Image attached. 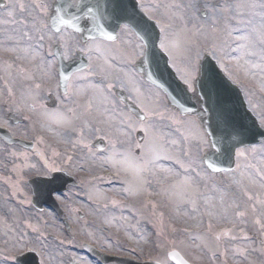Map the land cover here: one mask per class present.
<instances>
[{
	"label": "rangeland",
	"instance_id": "1",
	"mask_svg": "<svg viewBox=\"0 0 264 264\" xmlns=\"http://www.w3.org/2000/svg\"><path fill=\"white\" fill-rule=\"evenodd\" d=\"M7 1L5 7L10 2L17 5L24 3L29 5V11L40 15L38 9L31 7L32 0ZM138 1L140 5L143 3L146 6L145 10H151L156 4L161 3V0ZM36 2H41V0H36ZM43 2L51 3L52 0H43ZM0 9V19H3L6 13L4 8ZM25 16L27 12L24 16L17 12L15 18L23 20ZM248 16L247 9L243 10L241 18L247 19ZM226 23L229 27L243 28L242 24L236 25L235 19L227 21L221 19L215 26V31L211 26L205 27L203 33L194 38L195 44L186 54L195 60L197 52H199L198 59H200L203 53L210 51L214 44L217 48L223 47L224 43L221 39L223 31L228 30L225 27ZM176 26L179 27V21L176 22ZM23 30L27 29L20 24L0 23V44L6 45L4 49H0V66H3L5 62L12 64L11 75L0 71V126L8 129L14 137L32 141L36 150L43 155V160L40 155L33 153V149L27 150L29 153L27 160L23 157L12 156L10 153H19L24 149L15 145H7L0 140V221L2 222L0 224V264H17L14 259L22 254L20 250L24 249L34 251L40 264H69L72 259L79 264H99L82 250V242L93 244L106 253L119 254L136 261L155 260L159 264H173L167 257V252L170 250H177L189 264H264V235H261L260 225L252 223L253 220L259 219L261 224H264V215H261L264 212V204H256L255 213L249 209L248 216L245 218L247 223L239 225L249 236L248 240H244L238 229L233 228L231 222L203 215L201 211L191 213L188 205L179 203L180 199L185 196V189L181 184L184 173L180 165L176 163V159L179 157L185 166L190 162V158L184 157L179 148L169 147L166 153H160L162 156L170 157L168 159L152 157L155 163L149 166L150 171L137 173L134 168L125 170L116 163L123 159V156L117 153L125 150L130 151L132 157H140L146 151L145 145L149 140L145 126L136 119L132 118L130 121L131 127L120 123L121 120H128V113L117 99L116 89L124 90L128 97L133 98L137 103V98L131 89L138 88L144 96H151L157 112L161 115L168 116L170 113H177L165 104V99L159 90L145 83L134 72L131 64L140 54L138 50L135 53L132 52L134 43L131 38L120 37L114 45L104 42L102 47L108 46L106 48L107 64L97 52H85L87 56L89 54L92 56V71L97 74L89 77L88 81H77L76 83L95 84L101 91L89 88L81 95L73 97L76 101L73 104L71 100L65 101L62 98L63 95L57 87V64L46 55L49 47L53 45L52 41L56 38L46 36L43 47L39 50L45 62L54 65L49 69L50 77L44 78L41 71L43 64H40L39 60H33L32 53L26 55L21 51L28 43L36 46V41L20 40L19 44L15 43L19 39V33ZM237 34L233 33L234 36ZM64 36L69 39V42L77 39L67 30H64ZM125 39L128 40L127 44L123 42ZM99 41L92 43L93 49ZM12 47H15V52L8 50ZM167 55L170 64L182 78L184 61L181 54H175V62H173V55L168 53ZM220 55L222 53L218 51L217 56ZM230 55L234 57L236 54ZM112 56H115L114 60L111 59ZM215 59L217 60V57ZM223 65L228 76L232 77L234 82L241 87L248 106L259 119L260 114H264V90H262L264 89V72L259 68L250 69L247 66L241 68L234 59L230 60L228 55L223 56ZM101 68L103 72L100 71ZM26 77H31V79H26ZM248 80L251 83H248ZM35 84H40V88L35 89ZM109 85L111 87H108ZM25 88L34 90L33 95L44 105L47 113L41 109L36 111L26 109L25 103L33 102L31 100L21 101V93ZM9 89L12 95H9ZM50 98L54 100L52 107L48 106ZM89 103L93 105L94 116H99L100 112L107 109L100 119L109 118L113 124L111 129H108L106 125L95 124V127L104 130L100 133L105 135L106 142V147L102 151L94 148L92 143L96 138L88 131L85 132V136L90 148L78 145L73 149L71 144L57 135L58 132H62L61 128L53 124V130L49 131L47 127L52 120L60 118L55 115L57 110L65 117L71 118L72 113L66 111L68 107H73L79 114L85 111ZM10 115L21 118L23 122L14 124L9 119ZM181 120L193 119L181 116ZM148 123L162 125L166 121L159 122L156 117H149ZM175 127H179L180 131L176 132ZM175 127L171 130H164L170 132L171 138L179 140L186 126L180 124ZM138 130L143 131L145 135L141 143H137L135 139V133ZM37 138L43 143H39ZM109 138L116 143L115 152L109 144ZM197 139L193 132L190 144L186 147H190L196 164H200V157L208 148V144H201L197 148ZM120 141L124 143L121 144ZM137 144L141 147L136 148ZM137 149H139L138 154H136ZM245 149L249 151L236 159V165H240V170H243L245 175H254L256 169L264 173V166L261 165L264 163V141L257 146ZM69 157L71 160L68 159ZM45 162L49 165L55 164L61 170L72 174L78 181L77 187L70 188L58 197L71 225L69 232L63 228L54 213L46 209L38 212L29 201L31 191L27 186L28 178L48 176L51 173L44 169ZM31 164L36 167L27 166ZM246 165L254 167L245 168ZM204 168L203 166L197 169L200 175L208 180L207 188H202L201 191L205 196L215 197L218 193L213 189L230 184L232 176L225 173L213 175L208 171V175H205ZM236 175H239V170ZM138 176L146 183L141 184ZM244 184L247 186V180ZM254 188H250L253 195L256 194L252 190ZM233 192L243 199L233 186V190L226 197L228 203L234 200ZM260 199L264 200V196ZM200 206L204 207L202 199ZM78 211L84 215L83 219L77 217ZM191 215H195L196 219H191ZM209 222H211V228H209ZM229 229H231L229 235H223L221 230ZM213 233L220 234L221 247L219 250L215 247ZM232 235H236L237 238L231 239ZM195 236L201 237V240H194ZM202 242L209 243L210 249H205ZM197 243H201L202 246L197 248ZM221 252L224 254L221 255Z\"/></svg>",
	"mask_w": 264,
	"mask_h": 264
},
{
	"label": "snow or ice",
	"instance_id": "2",
	"mask_svg": "<svg viewBox=\"0 0 264 264\" xmlns=\"http://www.w3.org/2000/svg\"><path fill=\"white\" fill-rule=\"evenodd\" d=\"M0 7H3L6 13L5 17L0 19V23L5 25L20 24L27 29L19 33V39L15 43L19 44L20 40L36 41V46L28 43L21 51L26 55L32 53L31 58L39 60L40 64H43L41 71L44 78L50 77L51 73L49 69L54 65L46 63L44 57L40 55L39 50L43 47L46 36L56 38L52 41L56 50L52 51L50 46L46 55L61 66L56 72L57 87H61L60 81H63L62 98L65 101L71 100L73 104L76 103L73 97L81 95L89 88L101 91L99 86L95 84L80 85L76 83L77 81H88L89 77L97 74L92 71L91 56H89V63L84 68H81L77 63L80 56L86 51L97 52L104 58L105 64L108 63V53L106 51L108 46L102 47L104 41L100 40L96 43L95 49L91 46L92 43L96 42L97 35L106 38L113 45L120 37L131 38L134 43L132 52L135 53L138 50L140 56L143 58H154L155 48L173 55V62H175V54H181L184 61L182 79L186 91L192 93L198 101L202 98H207L209 101L213 97L216 98L219 105L218 117L217 124L213 127L211 134L217 136L219 133L218 138L209 142L207 139L208 133L200 132L193 120H181V114L178 112L175 114L170 113L168 116L161 115L157 112L156 105L151 96L146 97L138 88H132L131 91L136 96L138 102L135 104L133 111L128 114V120H121L120 123L131 127L130 121L135 117L136 121L145 126L149 140L145 145L146 151L140 157H132L130 151L125 150L122 153H117L118 155H122L123 159L116 163L121 165L125 170L134 168L137 173L150 171L149 166L155 163L152 157L155 159H168L170 157L166 155L162 156L160 153H166L169 147L179 148L184 157L190 158L187 166H185V163L179 157L176 159V163L180 165L184 173L181 178V184L184 186L185 196L180 199L179 203L188 205L191 213L201 211L203 215L231 222L233 228L238 229L241 233L242 239H249L248 234L239 225L247 223L245 218L248 216L249 209L255 213V205L264 204V200L260 199L261 196H264V173L256 169L254 175H245V172L240 170V165L237 164L235 169L229 168L223 170L226 175L231 174V183L219 189L214 188L213 191L218 193L217 196H205L201 189L207 188L208 180H205L204 176H201L197 169L206 165L207 167L204 168L205 175H208V168L213 169L215 172L222 170L208 159L207 153L200 157V164H196L190 147H186V145L190 144L192 133L195 132L198 138L197 148L201 144H208L210 151L221 152L223 142L227 141L235 149V156L239 158L246 151H249L238 146L244 143V137L256 134L264 136V131H257L254 127H249L244 123L242 118L233 115L232 110L223 105L220 99V92L224 88V85L215 80L212 75H208L211 72V66L204 67L203 72H201L202 66L198 59L199 52H197V59L195 60L186 53L191 51L195 44L194 38L201 35L205 27L211 26L213 31H215V26L221 19L225 21L235 19L236 25L242 24L243 28L238 26L229 27L226 23L225 27L228 30L223 47L217 48L214 44L208 54L217 57L220 67L224 66L223 56L228 55L230 60L234 59L235 63L241 68L245 66L250 69L259 68L264 72V0H166V2L165 0H161V3L156 4L151 10H145L146 6L141 3L142 15L136 13L135 7H133L131 12L128 11L123 0H52L51 3H45L43 0L41 2L32 0L31 7L38 9L40 15L29 11V5L24 3L17 5L14 2H10L7 7L3 5H0ZM245 9H247L249 16L247 19H242L243 10ZM17 12L21 16H24L27 12V16L23 20H17L15 18ZM114 20L120 21V23L113 24L112 21ZM177 21H179V27L176 26ZM68 27L73 28L74 32L79 35V39L69 42V39L64 36V29ZM156 28L159 29V33L156 32ZM117 29H119L120 36L115 34ZM233 33L238 34L234 36ZM123 42L127 44L128 40L125 39ZM5 47L6 45L0 44V49H4ZM8 50L16 51L15 47ZM218 51L222 55L217 56ZM230 54L236 55L233 57ZM111 59L114 60L115 56H112ZM65 65H67V68L76 65L77 72L81 74H77V72H73L71 75L66 74V70H61L65 68ZM11 69L12 64H8L7 62L3 66H0V71H4L8 75H11ZM100 71L103 72V69L101 68ZM198 74L203 78L198 79ZM26 79H31V77H26ZM229 79L233 78L229 77ZM197 84H199V89L197 88ZM34 87L35 89H39L40 84H35ZM108 87H111V85ZM33 91L32 88H25L21 93V101L26 102L31 100L33 102L31 104L25 103L26 109L33 111L41 109L47 113V109L33 95ZM200 91H203V97L200 95ZM9 95H12L11 89H9ZM92 108L93 105L89 103L86 105L84 112L77 114L73 107H68L66 111L72 113L71 118L65 117L63 113L57 110L55 115L60 118L52 120L47 125L48 130L52 131V125L54 124L62 129V132H58L57 135H60L65 142L71 144L73 149L78 145L90 148V144L86 142V131L90 132L94 138L103 140L105 139V135H101L100 133L104 130L100 127H95V124L106 125L108 129L113 127L109 118L100 119V117L104 116V112H107V109L100 112L99 116H94ZM149 117H156L157 121H166V123L162 125L158 123L150 124L148 123ZM180 124L186 127L185 132L181 133L179 140L171 138L170 132L164 130H171ZM259 127L260 129H264V114H260L259 116ZM175 131L179 132L180 128L175 127ZM37 140L39 143H43L39 138ZM120 143L123 144L124 141H120ZM109 144L115 152L116 143L109 138ZM30 147H32L33 153L40 155V158L43 160V155L36 150L35 145H30ZM135 147L140 148L141 146L137 144ZM223 151L231 153V148L223 149ZM252 151H255V149H252ZM10 154L12 156L23 157L25 160L29 156L27 147H25L24 151L19 153L12 152ZM68 159L71 160V157ZM27 166L30 168L36 167L34 164ZM43 167L48 172L61 170L55 164L49 165L47 162L44 163ZM253 167V165L245 166V168ZM238 170L239 175L237 176ZM172 174L179 175L178 173ZM138 179L141 184L146 183L139 176ZM245 180L248 182L247 186L244 184ZM40 183H50V181L41 180ZM233 186L239 191L243 199L233 192L234 200L232 203H228L226 197L233 190ZM251 187L259 188L261 191L253 195L250 192ZM201 199L203 200V208L200 206ZM250 201L253 203H249ZM261 215H264V212ZM191 219L195 220V215H191ZM252 223L260 225L261 235H264V224H261L259 219L253 220ZM209 228H211V222H209ZM221 231L223 235L227 236L231 229ZM236 238V235L231 236V239ZM193 239L200 241L201 237L195 236ZM213 241L216 249L219 250L221 247L219 233H213ZM202 243L205 249H210L209 243ZM201 246V243L196 244L197 248ZM220 254L223 255L224 253L221 252Z\"/></svg>",
	"mask_w": 264,
	"mask_h": 264
},
{
	"label": "water",
	"instance_id": "3",
	"mask_svg": "<svg viewBox=\"0 0 264 264\" xmlns=\"http://www.w3.org/2000/svg\"><path fill=\"white\" fill-rule=\"evenodd\" d=\"M124 5L128 9V11H132L133 7H135V11L137 14L142 15V13L137 8V3L135 0H123ZM113 24L120 23V21H112ZM151 23V22H149ZM69 29H72V27H68ZM74 31V30H73ZM117 31V30H116ZM156 32L158 33V30L156 28ZM116 34V33H115ZM96 38H103L100 36H96ZM55 47L53 48V51H55ZM155 57H148L143 58L141 60V63L137 65V70L143 74L145 79L149 81L150 83L156 85L162 91L165 93L166 98L169 102V104L180 111L183 115H195L198 117V119L201 122L202 129L205 133H208L207 137L209 142H211L214 139H217L219 136V133L217 136H213L211 133L213 131V127L217 124V117H218V109L219 105L217 104L216 98L213 97L211 101H209L207 98H202L201 100H197L192 93L187 92L185 89V85L182 84L175 76V74L168 68L166 64V57L164 54H162L158 48L154 49ZM82 58V55L80 56ZM81 61H83L81 59ZM85 61H83V65ZM77 63L80 65V62L77 61ZM143 64V65H142ZM80 65L81 68L84 66ZM201 72H203L204 67L211 66V72L208 73V75H212L215 80L218 82H221L224 85V88L221 89L220 92V99L226 107L232 110V114L242 118L244 123L248 125L249 127H254L257 131H263V129H260L259 124L255 118V116L247 109L246 104L244 102V99L241 95V92L239 91L238 87L233 85L227 78L224 77V75L221 73V71L216 66L215 62L211 60L209 56H205V59L200 62ZM58 68H61L59 65ZM61 70H66V74L70 75L72 72L77 70L76 65H72L71 68H67V65H65V68ZM203 77L199 75L198 79H202ZM61 89L63 91V81H60ZM197 88L199 89V84H197ZM117 95L120 99H122L125 103L127 108L132 112L134 109V105L127 101L125 96L121 92H117ZM200 95L203 97V91H200ZM138 111V109H136ZM139 139H141L140 134L138 135ZM0 137L3 138L8 143H15L19 144L23 147L31 148V143H27L25 141H21L19 139H13L9 133L5 130L0 129ZM260 138H264V136L261 135H248L244 137V143L238 145L239 147L250 145L253 143H257ZM100 146L98 145L99 149H102L104 147V143L101 141ZM231 148V153L224 152L223 149H229ZM208 159L211 160L216 167H219L222 171L233 168L234 166V155H235V149L232 148L231 144L227 141H224L222 144V151L216 152L215 150H208L207 152ZM210 171H214L213 169L209 168ZM215 172V171H214ZM41 180L50 181V183H40ZM69 179L66 177V175L62 172L54 173L52 175V178L46 179V178H34L29 181V184L32 188V202L34 205H36L39 208H42L43 205H46L53 209L59 217L62 218L63 211L60 209L59 205L57 204L54 193L55 192H62L65 190L66 185L69 183ZM64 223L66 224V227L68 228L67 221L63 219ZM83 248L87 253L93 254L101 261H108V260H115L119 262L120 264H127L125 263L126 260L124 259H117V258H111V257H104V255L100 254L97 251H94L93 248L87 244H83ZM34 257V260L32 262L28 260H23L20 263L21 264H38L36 257L34 254H30ZM170 258L174 260L176 264H186L176 253H171ZM73 264H76V262H73ZM131 264H134L131 262ZM140 264V263H135ZM144 264H156V263H144Z\"/></svg>",
	"mask_w": 264,
	"mask_h": 264
}]
</instances>
